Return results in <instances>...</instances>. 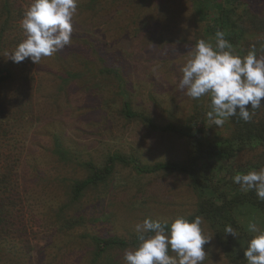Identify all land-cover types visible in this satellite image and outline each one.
I'll use <instances>...</instances> for the list:
<instances>
[{"label":"rangeland","instance_id":"374dc122","mask_svg":"<svg viewBox=\"0 0 264 264\" xmlns=\"http://www.w3.org/2000/svg\"><path fill=\"white\" fill-rule=\"evenodd\" d=\"M241 1L264 17V0ZM30 3L0 0V67L12 71L0 82V264H124L125 250L136 246L103 251L91 236L130 240L144 218L169 223L192 215L197 199L190 174L137 173L115 162L77 201L71 184L87 176L89 166L101 176L113 153L149 165L188 159L189 138L126 117L124 99L160 125L183 123L200 105L205 111L198 112L197 128L210 137L229 133L226 123L217 127L207 119L210 97L194 100L177 87L191 49L208 40L205 22L194 0H78L68 46L38 64L14 63L7 54L24 39L20 22ZM231 7L242 14L241 5ZM244 37V48H264V33ZM55 135L70 159L53 152ZM262 157L264 147L244 149L221 185L234 184L236 170ZM202 228L214 236L205 220ZM204 247L203 264H231L215 237Z\"/></svg>","mask_w":264,"mask_h":264},{"label":"clouds","instance_id":"9594fccd","mask_svg":"<svg viewBox=\"0 0 264 264\" xmlns=\"http://www.w3.org/2000/svg\"><path fill=\"white\" fill-rule=\"evenodd\" d=\"M78 0H31L20 22L24 39L8 53L14 63L26 58L38 64L42 58L53 56L71 43L73 19L78 13ZM215 33V44L200 39L190 51L182 67L178 89L194 99L210 97L206 113L211 125L222 127L231 117L239 115L244 122L251 121L255 109L264 107V56L257 55L255 45L246 55H237L233 45ZM233 182L242 191H254L264 201V167L259 171L237 173ZM202 217L191 221L177 217L170 223L144 218L135 224L138 245L125 250L124 264H203L205 245L214 236H206ZM252 233L243 258L247 264H264V229L250 221ZM224 233L236 238V230L225 225Z\"/></svg>","mask_w":264,"mask_h":264},{"label":"trees","instance_id":"16d2710c","mask_svg":"<svg viewBox=\"0 0 264 264\" xmlns=\"http://www.w3.org/2000/svg\"><path fill=\"white\" fill-rule=\"evenodd\" d=\"M231 4L241 5L242 14H232V12L235 13V9L231 7ZM3 7L6 12L9 11L8 2ZM193 7L198 19L205 22V34L208 40L215 44V33L218 30L224 32V38L233 45L237 55H246L250 50L242 45L246 40L244 36L254 32L264 33V17L255 11L253 12L249 5L241 0H223L222 2L218 0H194ZM260 52H264V48L260 51L257 50V55L263 56V54H259ZM69 74L68 77L62 78L64 82L69 78ZM11 76L12 71L9 68L0 67V82L6 78L10 79ZM9 107L17 109L15 105H9ZM122 109L126 117L141 120L155 130L189 138L192 150L188 159L186 161H159L149 165L142 164L134 156L126 158L121 154L113 153L108 156V163L101 169V176L89 166L87 176L73 180L71 184L72 200H79L87 188L95 187L103 182V178L106 179L115 162L130 165L137 173L186 171L190 174V184L197 203L195 212L184 218L191 221L195 216H201L202 220L208 223L216 242L228 261L231 264H247L243 258V248L247 246V242L253 235L248 231V224L250 221H255L261 229H264V201L259 200L254 191L245 192L241 190L238 184L224 183L221 185V182H223L222 178H225L223 173H233L229 166L232 160L244 149L255 151L264 147V109H250L255 114L249 122H244L239 115L231 117L226 122L231 129L229 133L224 136L216 135V137H210L204 134L203 129L197 128L198 112L203 113L205 111L200 105L198 112L196 111L195 115L189 116L183 123L164 125L155 123L143 111L133 110L128 99H124ZM53 140V152L58 158L61 160L70 159L71 153L62 146L60 138L55 135ZM262 167H264V157L242 165L239 170L241 173H247L251 170L258 171ZM200 169H205L208 173L205 175L193 174V171ZM235 172L238 173V170ZM225 225H231L236 230V238L224 233ZM137 236L138 234L130 240L116 237L98 239L91 236V238L96 240L97 248L102 246L101 250L104 251L113 245L119 247L137 246L139 243ZM99 254L95 250L94 257L96 258Z\"/></svg>","mask_w":264,"mask_h":264}]
</instances>
